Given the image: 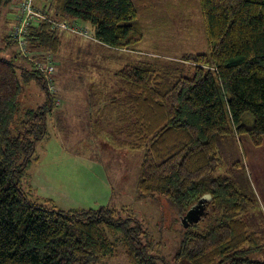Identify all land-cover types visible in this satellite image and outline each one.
I'll use <instances>...</instances> for the list:
<instances>
[{
    "label": "trees",
    "instance_id": "trees-1",
    "mask_svg": "<svg viewBox=\"0 0 264 264\" xmlns=\"http://www.w3.org/2000/svg\"><path fill=\"white\" fill-rule=\"evenodd\" d=\"M199 4L209 52L163 64H124L115 72L120 84L113 96L90 112L91 127L98 128L101 117L105 127L126 137L121 146L143 150L138 197L167 198L178 218L205 200L206 213L182 231L176 258L168 262L149 253L139 237L142 228L130 224L134 217L121 216L126 207L64 211L31 200L22 187L57 105L61 28L44 19L27 26L30 54H18L26 64L0 56V264H98L115 256L120 242L127 264H264L249 256L264 249V237L244 218L254 198L233 178L212 176L230 135H246L256 147L264 144V0ZM13 5L15 0H0V14ZM33 6L53 21L87 24L96 39L91 40L108 48L125 50L141 38L132 0H34ZM48 56L57 70L45 75L38 61ZM31 80L45 100L23 110L13 136L10 125L21 111L22 85ZM92 89L100 94L103 87Z\"/></svg>",
    "mask_w": 264,
    "mask_h": 264
},
{
    "label": "rangeland",
    "instance_id": "rangeland-1",
    "mask_svg": "<svg viewBox=\"0 0 264 264\" xmlns=\"http://www.w3.org/2000/svg\"><path fill=\"white\" fill-rule=\"evenodd\" d=\"M18 1L22 2L15 0L9 11L0 14V56L16 57V62L26 64L18 56V45L7 37L16 24ZM132 1L138 11L135 27L141 38L128 49L115 50L91 38L59 31L63 46L57 57V105L48 114L47 135L38 141L21 185L31 200L54 209L76 212L109 204L118 209L126 207L120 214L134 217L130 224L142 228L139 237L148 245L149 253L172 262L182 231L193 221L186 222L185 216L178 218L165 197L137 196L143 150L121 146L126 137L115 133L113 126L105 127L101 117L99 127H91L94 117L91 119L90 112L96 102L113 96L112 90L120 84L115 72L124 64L141 60L163 64L187 54L209 52L210 48L199 0ZM187 74L192 76L193 70ZM94 85H102L100 94L90 90ZM44 100V93L33 80L23 83L21 111L10 125L11 135L18 133L23 110L39 106ZM223 142L212 176L233 178L242 191L254 198L255 204L244 218L250 229L264 237V144L256 147L246 135L235 134ZM235 162L240 165L234 166ZM198 204L202 205V217L206 202L201 199ZM249 256L264 260V249ZM99 261L98 264H127L123 243L117 244L115 256Z\"/></svg>",
    "mask_w": 264,
    "mask_h": 264
},
{
    "label": "built area",
    "instance_id": "built-area-1",
    "mask_svg": "<svg viewBox=\"0 0 264 264\" xmlns=\"http://www.w3.org/2000/svg\"><path fill=\"white\" fill-rule=\"evenodd\" d=\"M34 0H23V4L19 7L20 17L18 18L19 22L15 24L12 29L11 35L16 39L19 50L25 54H30L28 49V37H27V26L31 21L37 20H48L53 23L54 26H57L61 29L68 30L69 32L96 40L91 36L89 31V26L87 24L78 23L76 21H53L50 17H47L45 12L41 8H35L33 6ZM48 60V61H46ZM45 61H38V66L42 72L47 74H52L57 70L55 63L52 60L51 56H48Z\"/></svg>",
    "mask_w": 264,
    "mask_h": 264
},
{
    "label": "water",
    "instance_id": "water-1",
    "mask_svg": "<svg viewBox=\"0 0 264 264\" xmlns=\"http://www.w3.org/2000/svg\"><path fill=\"white\" fill-rule=\"evenodd\" d=\"M202 205L201 204H197V205H194L189 211L188 213L186 214V219L185 221L188 222V221H193L195 222L196 220L199 219V217L201 216V213H202Z\"/></svg>",
    "mask_w": 264,
    "mask_h": 264
}]
</instances>
